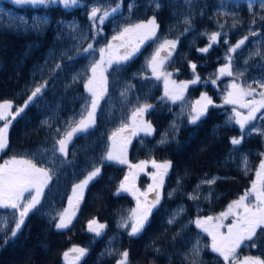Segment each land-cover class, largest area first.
Segmentation results:
<instances>
[{"label":"trees","instance_id":"obj_1","mask_svg":"<svg viewBox=\"0 0 264 264\" xmlns=\"http://www.w3.org/2000/svg\"><path fill=\"white\" fill-rule=\"evenodd\" d=\"M116 2L117 0H82L81 6L65 10L59 5L33 8L0 0V101H11L16 109L25 104L37 84L48 82L42 97L30 104L13 121L8 133V147L0 152V161L12 156L33 154H41L51 161V149L55 142L53 136L55 139L60 138L55 129L64 131L69 127V121H76L81 114H86L90 96L84 88V82L90 73L89 65L96 59V49L122 27L145 21L154 14L160 26L157 32L160 40L175 39L185 27L179 21L189 12L185 0H160L162 7L159 10L154 5L149 6L150 0H122L121 11L109 18L102 25V32L93 39L87 13L93 5L100 7L103 12L109 6H115ZM130 2L135 4L131 12L127 8ZM248 2L249 0H192L193 27L180 36L172 57L171 70L179 79L191 80L193 74L188 65L191 60L197 64L196 71L202 82L190 85L183 101L172 103L166 98L162 101L164 93L161 81L156 80L146 66L153 53L154 42L159 41L152 40L146 44L119 72L109 69L108 91L97 110L95 127L85 135L74 137L69 144L67 159L73 161V164L61 165L59 161L64 158L57 154L56 172L49 187L45 189L42 211L30 214L23 230L14 240L5 243L6 233L0 231V264H64L62 254L73 246L89 249L78 264H116L119 258L117 255L101 256L107 248H114L118 252L127 249L130 264H188L184 254L194 241L199 239L202 245L210 244L207 235L190 221L197 216L219 214L249 189L251 182L256 179L255 173L263 158L260 153L264 152V136L256 133L247 136L239 150L233 151L229 140L231 137H238L240 131L237 125H226L232 107L223 103L226 86L233 78L223 76L217 79L215 85L211 83L218 68L226 62L230 44H225L224 40L235 45L248 35L250 28L258 30L260 34L249 36L245 44L232 54L233 66L245 73L241 83L243 80L264 77V59L252 55L256 49L264 54V21L259 18L264 16V9L259 0H255L250 12ZM201 11L203 14H200ZM229 13H235V19L240 21L235 28L232 27L234 17ZM254 15L255 25L251 24ZM45 16L47 21L42 22L40 18ZM73 22L80 26L87 39H72L74 34L68 26ZM33 24L38 25V30H33ZM221 24L223 29L219 27ZM216 31L224 34L219 42L207 53L198 52V48H203L208 43L207 37L201 33ZM88 43L94 44L95 52L88 54L86 58L81 56L73 61L62 58V53L73 49L74 44H78L82 51ZM69 55H75V49ZM245 60L248 61L247 64L244 63ZM56 63L61 64L60 69H55ZM74 74L79 77L75 81L72 79ZM143 76L148 78L144 79ZM127 85L135 87L126 97H122L121 92ZM202 93H207L214 105L220 107L210 106L206 118H202L196 125L188 124L186 117L181 114L186 113ZM145 100L155 106L146 114L155 133L152 136L132 137L127 148L128 161L130 164L151 161L153 158L158 162L172 161V168L165 178L164 199L158 210L153 212L150 224L134 238H130L126 230L117 227L121 217L126 216L135 205L124 194L114 195L127 172L126 166L105 162L101 176L85 192L72 224L66 230H56L54 222H49L48 214L65 209L73 185L84 178L93 160L99 162V157L109 147L108 138L111 133L122 122H130L132 109L138 101L143 103ZM178 117L180 131L176 134V139L167 145H158L161 134L168 131L171 122ZM45 119L50 121L51 129L42 126L41 122ZM254 123L257 127L264 128V120L258 118ZM242 155L248 157L247 172L238 163ZM36 162L39 164L40 160ZM147 170L148 173L152 172L151 168ZM206 177H219L211 186L213 195L205 199L209 187L203 185L200 189L201 199L189 200L188 193L193 192L197 184ZM146 178V175H141L139 181L142 180V184H145ZM177 180L181 181V185H177ZM173 190H176L175 194L169 197L167 194ZM181 206L185 211L177 218L176 223L168 224L166 221L170 212ZM12 218L13 210L0 209V222L8 220L9 228ZM93 218L107 225L100 238L87 232L88 221ZM250 244L251 242H247L241 247L239 256H259L264 259V235L256 240V247H251ZM156 249L160 251L157 252ZM201 257L204 264H223V260L212 253L210 248H205Z\"/></svg>","mask_w":264,"mask_h":264},{"label":"snow or ice","instance_id":"obj_2","mask_svg":"<svg viewBox=\"0 0 264 264\" xmlns=\"http://www.w3.org/2000/svg\"><path fill=\"white\" fill-rule=\"evenodd\" d=\"M11 3L17 6H31L33 8H48L52 5L62 6L65 10L69 8H76L82 5V0H10ZM255 0H249L248 9L251 12ZM261 8L264 9V0H259ZM189 12L183 15L179 21L185 27L180 36L188 33L193 27V17L191 14L192 0H185ZM155 6L156 10L162 7L160 0H150L149 6ZM86 6V5H85ZM122 0H117L114 7L106 9L101 13V8L93 5L87 13L88 20L91 22L90 31L93 33V39L102 32L100 25H103L110 17L118 14L122 9ZM135 4L130 2L127 5L128 11L131 12ZM200 14H203L201 11ZM232 27H237L240 23L235 19ZM264 21V16L259 17ZM42 22L47 21V17L40 18ZM27 23V21H23ZM251 24H256V16H253ZM71 33L74 35L72 39L79 41L87 39L83 35V30L78 24L73 22L68 26ZM156 15L151 18L140 21L135 24H128L122 27L115 35L112 36L105 47L99 48V59L93 60L89 65L91 75L87 77L84 82V88L90 96V102L86 110V114H81L80 118L76 121H69V127L61 131L56 128L55 132L60 134L59 139L53 136L54 144L51 149L52 160L45 159L41 154H33L32 156H12L10 159L4 160L0 163V209L13 210V218L11 227H8L9 221L3 220L0 222V231L5 232V243L8 240H14L18 234L23 230L26 220L30 214L39 213L42 211V198L45 195V189L49 187L50 182L56 172L57 160L56 156L59 154L64 159L59 161L63 164H73V161L67 159L68 147L73 141L74 137L85 135L89 133L90 129L95 127L96 114L100 107V102L107 94L108 78L106 73L109 69L119 72L121 68L126 66L130 61L140 53L142 46L150 40L159 41L154 52L147 60V68L150 70L151 75L156 80L163 79L164 82V96L161 97L163 101L165 98L172 103L176 101H183L185 99V92L190 85H195L202 82L201 77L197 73V64L188 61V65L193 74V78L187 81L177 82L171 79L173 73L166 70V65L172 60L173 54L176 52L177 44L180 36L175 39L164 38L162 41L157 36L159 30ZM223 29V25H219ZM33 30H38V25H32ZM260 33L258 30L249 29L248 35H245L234 46L230 45L227 49L225 57L226 62L218 68L217 74L211 79L212 84L217 83V79L223 76L232 77L231 82L226 86V94L223 96L224 105H232L231 114L228 115L226 125H237L239 127L240 135L231 137L229 142L233 146V151H238L239 146L243 143L247 136L256 133L264 136V128L257 127L254 123L258 118L264 120V77L253 79L251 81L243 80L245 76L243 71L234 68L232 54L236 53L249 36H257ZM207 37L208 43L203 48H198L197 51L207 53L224 35L221 31L211 33H201ZM59 39V37H58ZM228 44V40H224ZM75 49V55H69ZM73 49L62 53V58H67L69 61L75 60L77 57H87L88 54L95 52L94 44L88 43L86 48L82 51L78 44L73 45ZM253 56H261L264 59V54L260 49H256ZM248 63L247 60L244 61ZM115 65V68L113 66ZM55 69H60L61 64L56 63ZM179 71V69H177ZM78 74H74L73 81L77 80ZM147 79V76H143ZM47 81L37 84L31 94L27 97L25 104L17 107L13 111V103L11 101L0 102V152H3L8 147V133L13 121L24 113L25 109L34 104L39 98L42 97L43 91L47 86ZM207 83V81H204ZM134 85H127L121 92L122 97H126L127 93L134 88ZM214 105V102L207 93H202L200 98L188 107L186 113L181 115L185 116L187 123L196 125L206 118L209 107ZM154 105L148 103L146 100L143 103H137L132 109L130 114V122H122L120 127L111 133L109 136V147L99 157V162L93 160L86 171L84 178L72 187V195L68 198V207L55 214L49 213V222H54L56 230H64L69 228L79 208L80 202L84 197V190L88 188L90 183L94 182L102 174V166L105 162H114L117 164H128L127 148L131 142V137L143 133L145 136H152L155 129L151 121L145 119V114L154 109ZM239 109H246V114ZM259 114V116H258ZM180 117L173 120L170 124V129L161 134V139L157 141L158 145H167L176 139V134L180 131L179 127ZM42 126H47L49 129L52 125L48 119L41 122ZM230 156L232 153L229 154ZM264 157V152L260 153ZM40 160L38 164L36 161ZM149 163L154 171L147 173L152 180L145 191H140L135 184V179L140 172H144ZM240 167L245 172L248 170V157L242 155L238 161ZM172 168V161L163 160L158 162L156 159L151 161L144 160L136 165H129V173L124 176L123 180L119 183L118 188L114 195L121 193H129L136 200V206L129 210L126 216H122L117 224L118 228L124 229L130 238L139 236L150 224V218L155 210H158L164 199V184L165 178L168 176ZM136 169L137 171H132ZM256 179L251 182V187L247 189L237 199L228 204L227 210L221 212L218 216H197L190 223L194 224L201 232L206 233L210 237L209 245H202L201 241L197 239L192 243L189 250L184 254V259L188 264H204L201 254L205 248H210L212 253L217 254L222 258L223 264H264V259L259 256H244L240 257L238 250L245 246L247 242H251V247H256V240L264 235V158L260 160L258 169L255 173ZM219 177H206L202 179L193 192L188 193L189 200L201 199L200 189L203 185L209 187L208 195L205 199L210 198L213 194L211 186L217 182ZM177 185H181V181L177 180ZM176 190L169 192V197L175 194ZM27 194V195H26ZM181 206L170 212L167 218L168 224L177 222V218L184 212ZM232 217L229 224L224 221ZM107 225L100 223L96 218L88 221L87 231L93 233L96 238L103 236ZM223 229V231H222ZM10 233V235L8 234ZM179 235V233H177ZM175 238V237H174ZM89 249L86 247L73 246L68 251L63 252V258L66 264H78L88 254ZM159 252V249H156ZM71 255V259H69ZM104 255H117L119 258L116 264H130L129 251H117L114 248H107Z\"/></svg>","mask_w":264,"mask_h":264},{"label":"rangeland","instance_id":"obj_3","mask_svg":"<svg viewBox=\"0 0 264 264\" xmlns=\"http://www.w3.org/2000/svg\"><path fill=\"white\" fill-rule=\"evenodd\" d=\"M8 2H10V0H7ZM110 8H111V6H109ZM114 7V6H113ZM110 8H108V9H110ZM69 9H71V8H69ZM102 13V12H101ZM111 18V17H110ZM107 21V20H106ZM105 21V22H106ZM100 27H102V25H100ZM113 35H115V34H113ZM112 35V36H113ZM112 36H110V38H109V40L104 44V45H101V46H99L96 50H97V54H96V59L95 60H98L99 59V48H101V47H105L106 46V44L109 42V41H111V38H112ZM152 40H150V41H147L143 46H142V48L146 45V44H148L149 42H151ZM228 42H229V44L231 45V43H230V41L228 40ZM157 44L158 43H156V42H154V44H153V48H154V50H155V48L157 47ZM232 46H234V45H232ZM141 48V49H142ZM154 50H153V52H154ZM171 65H172V60L166 65V70L168 71V72H172L173 73V75H172V77H171V79H173V80H175V81H177L178 83L179 82H181V81H187V79H185V78H183V79H179L175 74H174V72L171 70ZM91 75V73H89V76ZM106 75H107V73H106ZM161 81V84H162V86H163V93H164V82H163V79H161L160 80ZM89 94V93H88ZM1 102V101H0ZM177 102V101H176ZM230 107H233L232 105H229ZM240 111H242V112H244L245 114H246V109H239ZM13 111H15V109L13 108ZM147 114V113H146ZM146 114H145V119L146 120H148L146 117ZM149 121V120H148ZM2 124H3V122H0V126H2ZM139 135H144L143 133H140ZM134 137V136H133ZM131 139H132V137H131ZM264 158V157H263ZM127 160H128V158H127ZM0 163H3V161H0ZM112 163H114V162H112ZM138 163H140V162H138ZM138 163H136V164H138ZM136 164H130L129 163V161H128V164H120V165H124V166H126V174L125 175H127L128 173H129V165H136ZM148 168H151V164L149 163V165H148V167L145 169V171L144 172H140L139 174H138V176L136 177V179H135V184H136V186H137V188H139L140 189V191H145L146 189H147V187H148V185L149 184H151L152 183V180L150 179V177H149V175L147 174L148 173ZM152 169V168H151ZM132 171H137L136 169H132ZM152 171H154V169H152ZM124 175V176H125ZM141 175H146L148 178H146V183H147V185H146V183L145 184H142V180L141 181H139V177L141 176ZM91 184V183H90ZM90 186V185H89ZM88 186V187H89ZM88 189V188H87ZM87 189H85L84 190V195H85V192L87 191ZM121 194H124V195H126L129 199H132L133 200V203H134V205L136 206V200H135V198L131 195V194H129V193H121ZM27 195V194H26ZM72 195V191H71V193H70V195H69V197ZM68 197V198H69ZM80 205V204H79ZM68 207V200H67V204H66V207L65 208H67ZM227 210V208L225 209V210H223V211H226ZM222 211V212H223ZM221 213V212H220ZM219 213V214H220ZM219 214H217V215H214V216H218ZM231 221H232V217H229L227 220H225L224 221V223L225 224H229V223H231ZM64 230H66V229H64ZM60 231H63V230H60ZM222 231H223V229H222ZM88 232V231H87ZM89 234H91V235H93L94 236V234L93 233H90V232H88ZM205 235H207L206 233H204ZM208 237V236H207ZM209 238V240H210V237H208ZM238 253H240V249L238 250ZM217 255V254H216ZM62 258H63V256H62ZM72 257H71V255H70V257H69V259H71ZM222 259V258H221ZM63 263L64 264H66V262H65V260H64V258H63Z\"/></svg>","mask_w":264,"mask_h":264}]
</instances>
